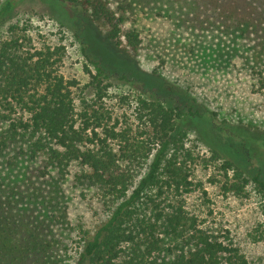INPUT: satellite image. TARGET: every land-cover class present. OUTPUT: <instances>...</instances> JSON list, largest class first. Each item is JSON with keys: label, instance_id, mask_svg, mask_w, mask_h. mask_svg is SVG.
<instances>
[{"label": "trees", "instance_id": "16d2710c", "mask_svg": "<svg viewBox=\"0 0 264 264\" xmlns=\"http://www.w3.org/2000/svg\"><path fill=\"white\" fill-rule=\"evenodd\" d=\"M170 1L181 9L180 23L233 29L242 37L264 35V0ZM46 4L57 14L65 13L60 24L70 23L94 70L92 74L87 68L92 85L101 92L109 75L106 65L90 52L86 28L98 29L126 56L140 55L142 39L130 4L112 6L109 0ZM12 6L4 4L0 16ZM14 30L15 26L10 28ZM257 46L263 48L258 40L253 49ZM64 50H36L25 37L0 40V264H251L240 248L205 231L181 202L174 205L169 200L171 195L179 199L202 190L192 178L201 156L185 141L187 133L198 132L189 123L202 122L218 140L227 131L228 139L247 148L252 138L243 129L222 127L216 112L159 76L163 92L146 88V98L139 99L138 120L146 131L138 136L118 122L109 126L112 118L103 113L78 116L71 92L75 83L56 69ZM252 69L263 88L262 71ZM122 79L129 81L126 74ZM198 140L211 153V162H221L226 174L233 172L235 182L226 175L225 193L241 196L253 183L264 194L259 172L253 175L240 168L231 159L232 151L224 154L200 134ZM72 164L82 168L75 179L95 188L108 211L76 258L59 233L69 227L61 183Z\"/></svg>", "mask_w": 264, "mask_h": 264}, {"label": "rangeland", "instance_id": "374dc122", "mask_svg": "<svg viewBox=\"0 0 264 264\" xmlns=\"http://www.w3.org/2000/svg\"><path fill=\"white\" fill-rule=\"evenodd\" d=\"M109 1L112 6L131 5L142 48L137 58H130L116 50L98 29L92 25L86 28L90 52L106 65L109 75L102 84V92L92 85L87 68L92 74L94 70L83 57L70 23L60 24L65 13L54 12L47 0H0V10L7 2L13 5L0 16V40L29 38L36 50L63 47L64 55L56 69L65 80L75 83L71 92L78 116L85 112L91 116L97 111L112 118L109 126L118 122L138 136L146 131L138 120L139 99L146 98V88L160 90L156 77L159 76L216 112V121L222 127L243 129L244 135L254 141L248 148L236 139H228L227 131L218 140L202 122L189 123L188 127H195L198 132L194 129L187 133L185 141L201 156L192 178L202 184V190L194 189L179 199L171 195L169 202H181L201 228L240 248L251 264H264V194L253 183L241 196L225 193L226 175L235 182L233 172L226 174L220 168L221 162H211V153L198 140L200 134L206 142L224 149V154L232 151L231 159L240 168L253 175L259 172L264 181V146L260 147L264 145V87L252 71L253 66L257 67L264 77V35L242 37L233 29L194 28L180 23L181 9L170 0ZM13 26L16 30L10 32ZM257 40L262 49H253ZM123 74L129 81L122 79ZM81 170L78 164H72L61 183L69 227L65 231L59 229V233L70 244L75 258L108 217L97 190L75 179Z\"/></svg>", "mask_w": 264, "mask_h": 264}]
</instances>
